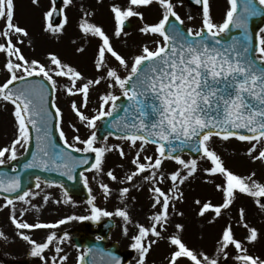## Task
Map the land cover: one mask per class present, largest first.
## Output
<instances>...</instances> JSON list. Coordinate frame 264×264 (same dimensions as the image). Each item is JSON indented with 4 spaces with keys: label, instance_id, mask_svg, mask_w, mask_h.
<instances>
[{
    "label": "snow or ice",
    "instance_id": "1",
    "mask_svg": "<svg viewBox=\"0 0 264 264\" xmlns=\"http://www.w3.org/2000/svg\"><path fill=\"white\" fill-rule=\"evenodd\" d=\"M32 3L40 6V0H32ZM51 3L52 6L43 12V31L59 38L70 22L64 9L73 6L74 0H62L63 7L58 6L57 0H51ZM154 3L160 6L162 18L156 23H143L139 31L161 39L153 41L156 45L154 49L148 43L141 45L139 53L133 55L131 61L114 48L103 26L90 20V15L94 13L83 11L78 23L83 37L100 41L93 59L97 75L89 77L56 53L47 54V64L27 58L19 45H24V38H27L30 46L31 35L26 27L15 21V0H0V21H3L0 26V54L5 56L4 67L10 74L0 84V101L14 106L16 127L10 146L0 148V166L16 161L20 149L27 152L34 130L36 152L24 168L59 172L72 181L77 179V170L84 168L78 175L90 194L88 215H68L54 223L27 222L22 217L30 208L20 209L21 218H18L16 202L35 209L37 206L32 204L31 198L40 196L41 192L31 188L22 190L20 175L0 172V192L15 194L14 198L4 195L3 207L11 206L10 220L17 229V235L29 245L28 255L39 258L41 264H63L67 261L68 256L61 255L64 252L61 245L70 240V236L67 232L59 235L57 231H51L40 242L26 234L25 230L56 229L71 221L99 222L102 218L118 217L124 222V235H128L127 225L132 220L127 205L115 211L98 206L97 196L91 194L93 190L88 187L89 178L84 174L93 170L97 175L103 174L109 152L117 151L122 159L127 157L123 144L108 145L109 136L126 142L129 151L135 150L131 161L135 170L125 173L124 180H120L113 169L106 172L107 177L113 182L130 184L134 178L149 173L143 175V181L151 183V208L158 209L149 217L151 225L137 223L138 233L131 236L130 247L139 256L137 264H146L153 245L164 240L175 249L170 253L169 264H184L185 260L189 264H221V258H229L230 248L236 250L232 259L237 264H264V259L251 254L247 246L264 238V232L246 223L244 207L239 208L237 223L247 229L245 240L237 238L233 224L227 223L216 241L213 256L189 247L183 239L184 225L181 223L174 225V234H164L173 215H184L176 207V201L183 200L185 195L181 186L200 170L197 158H183L186 150L199 154L200 160L210 162L211 167L202 169L206 174H218L222 178V182L216 183L215 187L222 193L223 202L214 205L210 200H195L200 205L199 216L203 217L211 210L215 217H221L222 210L230 209L238 200V193L253 198L259 209L264 211V182L256 178V172L244 176L234 173L212 147L214 137L224 141L235 137L250 143L247 154L252 160L264 163V29H260L255 46L250 34V19L264 15V0H243L242 3L240 0H229L230 9L219 24L211 14L209 0H194L195 5L202 7V26L198 29L183 27L184 20L176 11L174 0H128L124 7L111 5L116 24L114 35H127L125 26L129 18L138 17L143 21L144 13L138 10L139 7ZM60 17L62 21L58 19ZM188 18L194 19L191 15ZM231 28L242 30V38L231 37V42H226L221 34L229 33ZM76 51L82 54L85 48L77 47ZM113 59L117 66H113ZM33 77L39 79H29ZM58 78H67V82L60 83ZM102 82L107 88L97 94L98 106L94 114H90L91 94ZM59 89H63L68 96L81 97L79 104L72 99L70 107L80 124L90 130L87 138L82 139L76 134L69 142L61 127V108L55 99L49 103V96L54 97ZM117 89L119 95L116 94ZM122 97L128 101L127 104H118ZM98 121H107L104 126L108 131L103 137V146H96L100 130ZM69 126L79 133L76 124ZM54 127L59 129L64 147L56 143ZM150 144L156 146L155 153L145 154L141 160V154ZM73 153L94 154V157ZM166 161L174 162L176 170L167 172L164 169ZM166 181L171 182L167 190L160 186ZM42 183L56 184L36 176L35 188L41 189ZM59 187L63 190V199L54 202L73 204L69 189L63 183ZM99 187L105 200L113 194L108 183L99 182ZM130 191V187L118 189L121 202L128 198ZM49 199V194L43 195L45 203ZM0 238L8 239L3 230H0ZM53 249L55 254L49 259L46 250ZM79 260L83 264L85 256L82 254ZM90 264L122 262L119 256L108 253L99 262L93 260Z\"/></svg>",
    "mask_w": 264,
    "mask_h": 264
},
{
    "label": "rangeland",
    "instance_id": "2",
    "mask_svg": "<svg viewBox=\"0 0 264 264\" xmlns=\"http://www.w3.org/2000/svg\"><path fill=\"white\" fill-rule=\"evenodd\" d=\"M174 2L176 3V11L184 20V25L187 28L198 29L202 26V10L191 8L186 0H182V3L180 0H174ZM209 3L214 21L218 24L222 23L226 17V12L230 9L229 0H209ZM113 4H118L124 7L127 6L128 0H74L73 6H68L64 9L70 22L65 26L64 33L57 38L56 36L43 31V12L52 6L51 0H40L39 7L35 6L32 3V0H15V21L18 22L20 26L27 28L32 40V44L29 46L27 38H24V45L19 46L22 48V52L27 58H35L47 64V54L56 53L62 58V60L76 66L78 70H81L85 75L89 77L96 76L97 73L94 69L93 59L96 54L97 45L100 41L96 38L83 37V34L78 27L83 11L86 10L90 14L94 13V15H90V20L103 26L104 30L111 38L114 48L121 54L125 55L129 61H131L133 55L139 53L141 45L144 43H148L149 46L154 49L156 45L153 41L161 38L158 36L144 35L139 30L143 26V23H156L162 18L160 6L154 3L151 6L139 7L138 10L144 13V20L142 21L138 17L129 18V21L134 24L132 31L128 32L127 35L122 33L120 37H116L114 35L116 24L113 18V13L111 12V5ZM190 15L194 17V19L190 20L188 18ZM2 25L3 21H0V26ZM77 47H84L85 51L82 54L77 53ZM5 63V56L0 54V84H3L6 79L10 77V74L4 67ZM112 63L113 66H117V62L114 59ZM58 79H60V83L67 82V78ZM106 88L107 85L102 82L100 85L96 86L95 92L91 94V103L89 107L92 112L90 114H94L95 109L98 106L97 94L103 93ZM116 94H120L119 89L116 90ZM54 99L57 106H59L63 112V124L61 127L65 131L69 142H72V136L76 134H79L82 139L87 138L90 134V130L80 124L78 118L70 107L72 99H76L79 104L81 97L79 95L76 97L68 96L64 93L63 89H59L56 91ZM13 110L14 106L11 103L0 101V148L10 146L11 141L15 137L16 127ZM73 123L80 129L79 133L74 132L69 126ZM103 142V140H101V142L97 141L96 146H103ZM107 143L110 146L123 144L125 151L128 153L127 157L122 159L117 151H112L114 153H112L113 156H111L108 155L109 152L106 154L103 174L97 175L93 170L85 175L89 178L88 187H91L93 190L91 194L97 196L98 206L109 211H115L117 208H125L127 205V210L129 211L132 220V223L127 225L129 228L127 236L123 233L124 222L121 218L108 217L102 218L101 221L111 219L115 223V228L107 240L108 245L116 243L120 249L134 251L135 258L130 264H137L139 256L138 253L130 247L132 243L131 236L138 233V228L136 227L137 223L150 226L151 221L149 217L158 209L154 210L151 208V183L143 181V175H148L149 173L146 172L141 176L134 178L130 184L113 182L107 177L106 172L110 169L114 170V173L120 180H124L125 173H130L135 170L134 165L131 163L132 158L135 155V150L129 151L126 142L115 140L111 137H108ZM252 143H255V141ZM250 146L249 142L239 141L238 138L235 137L230 138L227 141L214 137L212 141V147L222 157L226 167L234 173L242 176L255 171L256 178L260 182H264V163L254 161L248 156L247 149ZM19 152L20 154L18 157L23 154L24 149H20ZM154 153V147L151 145L146 146V152L141 154V160H143L145 154L153 155ZM113 158L114 160H112ZM183 158L186 160L190 159L187 156H183ZM198 161L200 170H198L194 177L190 178L189 181L181 186L185 195L183 200L176 201V207L182 211L184 215L182 217L179 215L172 216L167 232L164 233L165 236L174 234L176 231L174 225L176 223H181L184 225L182 236L189 247L195 250H202L209 256H213L217 246L216 241L227 223L233 224L237 238L242 241L245 240L247 229L237 223L239 220L240 207L246 209V223L250 226L257 227L258 230L264 232V211H261L255 204L254 199L247 194L238 193V200L230 207V209L222 210V215L219 218L215 217L214 212L211 210L203 217L198 215L200 205H197L195 200L199 199L202 202L210 200L214 205H219L223 202L222 193L215 187L216 183L222 182V178L218 174L216 176L208 175L202 170L203 168L211 167L209 161L200 160L199 158ZM176 168L177 165L174 162L166 161L164 164V169L169 173L175 171ZM99 182L108 183L113 189V194L107 200L102 196ZM160 186L167 190L171 186V182L166 181ZM121 187H130L131 189L128 198L123 202L120 201L118 192V189ZM35 191L41 192L40 196L31 198L32 204L37 207L32 209L30 206L24 205L22 202H16V214L18 218H21L20 209L25 207L30 208V210L24 213L22 217L27 222L54 223L68 215L90 214V206L85 202H81L77 198H73V204H56L54 202L56 199H63V191L58 187L41 185V189H36ZM44 194H49L50 196L47 203L43 201ZM4 203V200H0V230L5 232L8 239L4 240L3 238H0L2 254L6 258H13L21 261L27 260L28 258L30 260L33 257L30 255V257H26L29 253V245L17 235V229L10 220L11 206L4 208ZM83 222H90L93 227L99 223L96 221H71L56 229H33L25 230V232L37 241L42 242L51 231H57L59 235H63L65 232L69 233L70 231L76 235L85 233L86 230L80 228V225H82ZM149 238L155 239L154 237ZM108 245L107 248H109ZM247 246L251 254L264 259V238H261L254 244L249 243ZM61 247L64 249V252L61 253V255L68 256V260L64 261L63 264H79V257L86 253L84 249L82 250L74 247L71 242V236L70 240L62 244ZM174 250V247L170 246L167 240L159 241L154 244L150 250L146 264H169L170 253ZM229 252V258L227 260L221 258V264H237V262L232 259L236 250L230 248ZM54 254V249L51 251L46 250V255L49 259ZM33 259L35 260L33 263L41 264L39 258ZM184 264H189V261L185 260Z\"/></svg>",
    "mask_w": 264,
    "mask_h": 264
},
{
    "label": "water",
    "instance_id": "3",
    "mask_svg": "<svg viewBox=\"0 0 264 264\" xmlns=\"http://www.w3.org/2000/svg\"><path fill=\"white\" fill-rule=\"evenodd\" d=\"M189 2L195 6V7H201L199 5H195L194 0H189ZM242 3L243 0H240ZM62 0H57L58 6L61 7ZM258 7H261L258 5ZM61 20V17L58 18ZM264 27V15H257L255 17H252L250 19V34L253 36V45L255 46L257 42V37L259 36L260 29H263ZM132 28V25L128 22H126L125 30L129 31ZM221 36L226 42H231V37H237L242 38L243 31L235 28H231V31L229 33H222ZM29 79H39V78H29ZM19 83V82H16ZM53 99V96H49V103L51 104V101ZM128 101L125 98H121L120 101H118V104H127ZM107 121L104 123L101 122L99 126V132H98V140H102L108 129L104 126ZM114 131V130H113ZM53 136L56 140V143L60 147H64V144L62 143L61 138L59 137V134L57 132V128L54 127L53 129ZM115 137V136H114ZM36 152V142H35V131L33 130V141L31 145L28 147L27 152L25 154L18 158L16 161H12L9 165L5 167L0 168V172H8L10 175H20L22 178V190L28 189V188H34L35 187V177L40 176L42 181L43 180H49V181H55L56 186H59L60 183H63L66 188L69 189V194L72 196H76L79 199L83 201H88L90 198L89 192L87 188L84 186L83 180L79 177V172L84 171V168H80L77 170V179L72 181L68 180L66 176H63L59 172H51V171H45L43 169H25L24 164L31 160L32 155ZM74 155L81 156V155H89L90 158L94 157V155L91 154H83V153H73ZM184 154H187L190 156V158H199V154L195 152H188L185 151ZM13 167H16V170L14 171ZM4 195H9L10 198H14L15 194H5L0 192V196L4 197ZM114 228V222L112 221H105L100 224H98L97 229L93 231V234L98 235L99 237H103V239L94 241L91 239L88 235L87 236H80L79 238H75L74 243L77 247H85L88 252L85 258V261L83 264H90L91 261L95 260L99 262L102 258L106 257L108 253H112L115 256H119L121 259L122 264H128L130 259L133 257V252H123L120 251L117 244H113L110 246V249L105 250V246L107 245V237L111 233V231ZM89 249H92V252H89Z\"/></svg>",
    "mask_w": 264,
    "mask_h": 264
},
{
    "label": "flooded vegetation",
    "instance_id": "4",
    "mask_svg": "<svg viewBox=\"0 0 264 264\" xmlns=\"http://www.w3.org/2000/svg\"><path fill=\"white\" fill-rule=\"evenodd\" d=\"M12 260H14L13 258H9V260L7 261V263H10ZM3 262H5L4 260L3 261H1L0 260V263H3Z\"/></svg>",
    "mask_w": 264,
    "mask_h": 264
}]
</instances>
